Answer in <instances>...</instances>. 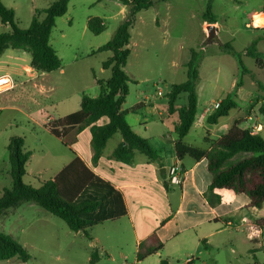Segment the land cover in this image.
Returning <instances> with one entry per match:
<instances>
[{
  "label": "rangeland",
  "instance_id": "obj_1",
  "mask_svg": "<svg viewBox=\"0 0 264 264\" xmlns=\"http://www.w3.org/2000/svg\"><path fill=\"white\" fill-rule=\"evenodd\" d=\"M55 1L2 0L6 7L17 10L15 19L20 29H28L35 11L44 10ZM209 5L217 17L213 26L203 18ZM262 8L263 0H158L154 7L141 12L131 30L132 54L126 67L132 81L123 108L130 113V123H137L130 109L145 97L149 99L147 103L156 104L160 111L167 108L171 87L187 80L185 63L192 50L206 57L199 85L205 94L209 95L215 85L218 92L230 88V77H218L219 65L215 64L216 59L220 58L218 62L222 64L224 59L230 58L234 65L227 63L231 70L233 67L238 70L237 82L242 81L243 94L246 98H254L259 86L251 75L242 74L237 58L224 51L221 45L230 43L236 51H244L257 40L264 51V30L260 28L264 26ZM129 10L130 5L118 0H71L68 12L56 20L51 41L63 61V69L45 77V85L54 91L43 97L22 92L13 105L28 117L8 110L0 119V195L4 188L12 185L9 151L5 149V141L12 135L24 137L25 148L31 152L24 177L27 185L39 189L68 163L73 154L72 139L68 136L63 142L52 135L43 127L45 116L58 119L64 113L61 106L56 107L58 101L71 100L80 93L92 94L91 69L99 74L101 61L111 56L109 52L92 56V51L113 38ZM94 17H100L106 25L100 35H94L87 27L89 19ZM8 30L10 28L2 27L0 21V33ZM242 62L248 70L255 69L254 59L243 57ZM107 74L111 77L109 69ZM186 103V95L182 94L176 104ZM260 117L264 121V117ZM195 139L196 136L190 137L192 141ZM195 145L203 147L204 143L197 140ZM170 186L166 178L164 190L169 191ZM174 188L178 192L177 187ZM165 191L159 189L149 202L130 203V217L90 227L86 230L88 236L84 232L71 231L64 221L34 203H22L0 217V231L23 245L31 259L22 263L14 258L0 261V264H91L95 251L99 253V261L95 264H135L136 235L148 233L170 213ZM168 253V250L162 251L160 256L142 264H160L161 260L168 259ZM184 263L182 258L171 260V264Z\"/></svg>",
  "mask_w": 264,
  "mask_h": 264
},
{
  "label": "trees",
  "instance_id": "obj_2",
  "mask_svg": "<svg viewBox=\"0 0 264 264\" xmlns=\"http://www.w3.org/2000/svg\"><path fill=\"white\" fill-rule=\"evenodd\" d=\"M70 1L57 0L44 10H36L30 27L20 29L16 23L15 11L6 7L0 0V21L2 25L10 28L0 33V57L8 49L24 51L31 55V67L35 71L46 74L59 71L62 68V59L52 47L50 40L56 20L68 12ZM118 1L130 5L131 10L125 21L117 28L113 38L94 52V54L111 53L103 63L104 69L111 71L110 79L106 82L98 81L100 95L95 98L84 96L80 110L46 125L52 135L63 142L70 136L72 143L78 134L90 128L94 164L100 160L108 141L117 133L122 135L123 142L114 150L112 154L114 160L130 165L134 162L136 153L145 155L150 160H157L148 141L136 134L129 125L126 119L129 112L123 110V107L129 96V83L132 81L126 72L131 56V30L138 14L154 7L158 0ZM203 18L209 25L216 24L217 18L211 11L210 5ZM262 18L264 19V0ZM88 29L94 35H100L106 30V25L101 18L94 17L89 19ZM221 48L234 55L242 74L251 75L261 88L262 85L255 74L244 67L242 62L243 57H250L255 60L259 68H264V54L259 51L258 42L253 41L243 52H237L230 43L222 44ZM202 59L199 52L191 51L190 58L185 63L187 80L173 85L168 94V112L171 115L173 113L178 115V124L175 128L177 158L207 160L208 170L212 175L209 196L216 189L246 194L251 200L250 205L259 209L264 204L263 136L250 129L241 128L240 122H237L220 139L209 141L211 145L209 151L184 142L198 115L196 88ZM241 85L240 80L235 89L220 102L219 108L208 119L211 124H216L219 119L228 116L237 108L235 98ZM182 94L186 95L187 103L177 108L176 103ZM138 110L139 105L131 108L130 112L136 113ZM259 112L264 117V105L260 106ZM102 119H107L108 122L98 125ZM7 150L12 185L10 188H5L0 195V217L22 203L31 202L64 221L71 231L87 234L86 230L90 227L127 216L128 210L123 193L112 182L96 175L79 157H75L56 176L43 182L39 189H35L24 182L27 164L31 157V152L26 151L25 139L20 136L12 137ZM257 223L263 226L264 220H258ZM162 247L160 242L149 250L145 245H140L137 261L141 262L159 253ZM261 251L264 252V248ZM14 258L26 263L30 261L31 255L23 245L0 231V261ZM98 261L99 253L95 251L90 263L95 264ZM160 264L169 263L167 260H161ZM254 264L264 263H259L254 258Z\"/></svg>",
  "mask_w": 264,
  "mask_h": 264
},
{
  "label": "crops",
  "instance_id": "obj_3",
  "mask_svg": "<svg viewBox=\"0 0 264 264\" xmlns=\"http://www.w3.org/2000/svg\"><path fill=\"white\" fill-rule=\"evenodd\" d=\"M14 11L17 14V10ZM2 27L8 28L4 25ZM260 28L264 30V26ZM257 42L260 51V43L259 41ZM50 43L56 50L51 40ZM102 46L96 47L92 51V56L96 55L94 52ZM56 52L59 54L57 50ZM260 52L264 54V51L261 50ZM25 55L30 54L24 51L8 49L0 57V76L9 74L17 82V88L14 91L0 95V119L3 113L8 110L24 114L22 109L13 105L15 98L22 92L26 91L31 96L40 95L43 97L54 91V88H47V85H45V77L50 73L35 71L31 67V55L29 59ZM218 60L221 61L220 58ZM218 60L216 59L215 62V64L219 65L217 75L224 78L230 77V88L218 92L215 85L209 95L205 94L204 90L199 86L203 77V65L206 61V57L203 56L199 69L200 78L196 88L198 94V115L192 129L184 139L186 144L206 151L211 148L209 141L220 139L237 122H240L241 128L250 129L249 126L252 121H249V118H253V122L259 124L258 130L253 132L261 136L264 134V121H262L260 117L262 115L259 112L260 106L264 105V68H259L257 65L254 70L250 71L255 74L257 80H261H258L262 85L261 88L259 87L260 92L258 91L254 98H246L241 86L235 98L237 108L232 110L228 116L219 119L216 124H211L208 121L209 117L217 110L214 109V105L222 102L235 89L238 78V70L234 67L231 70L229 63H227L230 62L234 65L233 60L230 58L224 59L222 64ZM105 61H101L99 74L94 69H91L93 77L91 95L80 93V96H75L71 100L63 99L55 104L58 108L61 106V110L64 112L58 119L80 110L84 96L95 98L100 95L98 81L106 82L110 79L107 74L108 69L103 67ZM148 100L145 97L144 100H139L133 106L139 105V110L136 113L131 112L133 116L137 117L136 125L130 123V113L127 114L126 119L133 131L148 141L157 160H150L140 153H136L134 162L130 165L114 160L112 154L123 142L122 135L117 133L108 141L100 160L94 164L92 161L94 156L91 143L92 135L90 128H86L76 136L71 144L70 148H72L73 154L65 166L75 157H79L96 175L112 182L124 195L128 214L123 218L132 215L130 203L143 204L142 202H149L152 198H155L156 195L154 196L153 194L157 193L159 189L165 191L163 181L167 178V171L171 166L179 164L183 168L184 179L182 184L177 187L178 192L172 186H170L169 191H165L167 195L166 206L170 209V213L154 229L144 235H136L135 237L137 253L142 244L149 250L160 242L163 245L162 250L141 262L136 260L137 263L135 262V264H142L154 256H160L162 251L167 250L169 251L167 257L169 264H171V260L179 261V258L184 259L185 262L187 259L192 258V262L189 264H254V258L259 263H264V252L261 251L264 248V225L260 226L257 223L258 220H264V204L259 209L252 207L250 205L251 200L246 194H236L226 189H216L209 196L208 192L212 183V175L208 170L207 160L196 161L189 157L179 160L177 158L175 128L178 124V115L177 113L171 115L168 112V106L165 110L160 111L156 104L147 103ZM176 106L180 108L183 105ZM123 110L125 109L123 108ZM25 117H28V115L26 114ZM58 119L55 116L46 115L43 127L46 128L50 121ZM107 122V119H102L98 122V125H104ZM192 135L204 143L203 147L195 145L196 139L194 141L190 140ZM15 136L12 135L6 139V150L10 139ZM109 257L111 258V256Z\"/></svg>",
  "mask_w": 264,
  "mask_h": 264
},
{
  "label": "built area",
  "instance_id": "obj_4",
  "mask_svg": "<svg viewBox=\"0 0 264 264\" xmlns=\"http://www.w3.org/2000/svg\"><path fill=\"white\" fill-rule=\"evenodd\" d=\"M17 88V82L9 74H4L0 76V95L14 91ZM220 103L214 105V109H218ZM249 121H252L249 128L252 131L258 130L259 124L253 122V118H249ZM167 179L172 187H178L182 184L184 179L183 168L179 164H175L169 168L167 171ZM192 262V258L186 260L185 264Z\"/></svg>",
  "mask_w": 264,
  "mask_h": 264
},
{
  "label": "water",
  "instance_id": "obj_5",
  "mask_svg": "<svg viewBox=\"0 0 264 264\" xmlns=\"http://www.w3.org/2000/svg\"><path fill=\"white\" fill-rule=\"evenodd\" d=\"M214 29L211 27V37L213 38Z\"/></svg>",
  "mask_w": 264,
  "mask_h": 264
}]
</instances>
